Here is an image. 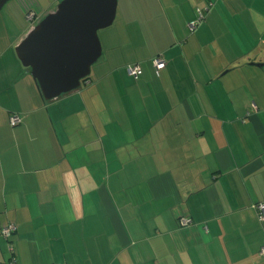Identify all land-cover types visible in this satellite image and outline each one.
Instances as JSON below:
<instances>
[{
    "label": "crops",
    "instance_id": "0c3cea01",
    "mask_svg": "<svg viewBox=\"0 0 264 264\" xmlns=\"http://www.w3.org/2000/svg\"><path fill=\"white\" fill-rule=\"evenodd\" d=\"M60 1L0 10V227L17 226L16 264H264V0H118L90 75L45 100L15 48Z\"/></svg>",
    "mask_w": 264,
    "mask_h": 264
},
{
    "label": "water",
    "instance_id": "95a60500",
    "mask_svg": "<svg viewBox=\"0 0 264 264\" xmlns=\"http://www.w3.org/2000/svg\"><path fill=\"white\" fill-rule=\"evenodd\" d=\"M8 1L0 0V10ZM117 2L61 0L16 46L17 58L45 100L79 88L90 75L102 53L98 32L112 25Z\"/></svg>",
    "mask_w": 264,
    "mask_h": 264
},
{
    "label": "built area",
    "instance_id": "2783aa9c",
    "mask_svg": "<svg viewBox=\"0 0 264 264\" xmlns=\"http://www.w3.org/2000/svg\"><path fill=\"white\" fill-rule=\"evenodd\" d=\"M198 17L195 22L191 23V28H194L198 21H201L202 19V12L200 10H197ZM28 20H33L35 17L34 12H30L26 15ZM152 65L155 71H159L162 68L165 67V61L162 58L161 55L155 56L152 59ZM127 74L132 77L134 80H138L140 74H141V66L138 63L130 64L126 66ZM21 119L17 114H12L9 116V125L11 127H15L18 124H20ZM253 209L256 211L257 218L260 222L264 221V202H259L253 206ZM191 224V219L187 217H180L178 219V226L179 228H184L186 226H189ZM17 226L14 222H8L0 227V237L8 241L7 245V251L10 255L9 258V264H16V257L14 255V249L12 244L10 243L9 239L10 237L16 233ZM260 254L264 256V246L260 249Z\"/></svg>",
    "mask_w": 264,
    "mask_h": 264
},
{
    "label": "trees",
    "instance_id": "16d2710c",
    "mask_svg": "<svg viewBox=\"0 0 264 264\" xmlns=\"http://www.w3.org/2000/svg\"><path fill=\"white\" fill-rule=\"evenodd\" d=\"M28 69V68H27ZM34 82L36 83V86L38 87V90H39V92H40V94H41V91H40V89H39V86H38V84H37V82L34 80ZM42 95V94H41ZM15 234V233H14ZM13 246V245H12ZM14 249V248H13ZM14 255H15V252H14ZM9 258H10V255H9Z\"/></svg>",
    "mask_w": 264,
    "mask_h": 264
},
{
    "label": "rangeland",
    "instance_id": "374dc122",
    "mask_svg": "<svg viewBox=\"0 0 264 264\" xmlns=\"http://www.w3.org/2000/svg\"><path fill=\"white\" fill-rule=\"evenodd\" d=\"M100 32H102V31H99V32H98V37H99V38H100V34H102V33H100Z\"/></svg>",
    "mask_w": 264,
    "mask_h": 264
}]
</instances>
